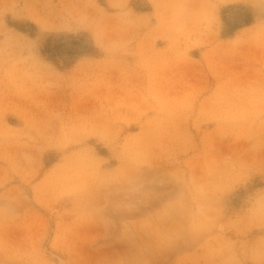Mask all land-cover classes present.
Instances as JSON below:
<instances>
[{
	"label": "rangeland",
	"instance_id": "rangeland-1",
	"mask_svg": "<svg viewBox=\"0 0 264 264\" xmlns=\"http://www.w3.org/2000/svg\"><path fill=\"white\" fill-rule=\"evenodd\" d=\"M0 264H264V0H0Z\"/></svg>",
	"mask_w": 264,
	"mask_h": 264
},
{
	"label": "bare ground",
	"instance_id": "bare-ground-1",
	"mask_svg": "<svg viewBox=\"0 0 264 264\" xmlns=\"http://www.w3.org/2000/svg\"><path fill=\"white\" fill-rule=\"evenodd\" d=\"M86 224H87V222H86ZM125 252V251H124Z\"/></svg>",
	"mask_w": 264,
	"mask_h": 264
}]
</instances>
